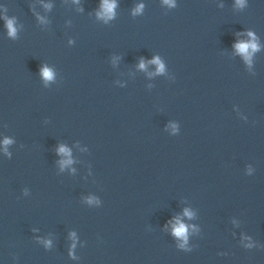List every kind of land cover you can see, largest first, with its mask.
<instances>
[{"label":"water","instance_id":"water-1","mask_svg":"<svg viewBox=\"0 0 264 264\" xmlns=\"http://www.w3.org/2000/svg\"><path fill=\"white\" fill-rule=\"evenodd\" d=\"M115 2L0 0V264H264V0Z\"/></svg>","mask_w":264,"mask_h":264},{"label":"clouds","instance_id":"clouds-1","mask_svg":"<svg viewBox=\"0 0 264 264\" xmlns=\"http://www.w3.org/2000/svg\"><path fill=\"white\" fill-rule=\"evenodd\" d=\"M164 3L167 4L169 7H174L172 0H164ZM236 4L238 7H243L244 0H236ZM45 7H49V6L45 5ZM116 7L117 5H116L115 0H101L100 11L97 13L98 18L105 20V22H107V20H111L115 16ZM142 9H143V4L138 5L135 11L133 12V15L138 14ZM6 27L8 29L9 36H15V28L13 27V22L8 21ZM247 36L249 37L247 41H239L238 43L234 45V48L238 54L243 56L246 62L250 63L252 55L259 50V44L257 43L256 37L253 33L249 32L247 33ZM151 63H155L156 65H158V69H157L158 72H163L164 66L160 62L159 58H155L153 61H151ZM144 66L145 65L143 62H141V64L139 65L141 69H143ZM41 73L45 81H49L53 78V73L46 67L41 70ZM11 143H12V140L8 138H4L2 141V146H3L4 152L6 155L8 154L7 146L10 145ZM58 153L63 156H68V157H70L71 155L70 150L64 146H60L58 148ZM61 163L63 167L64 164H71L72 161L68 159L66 161H62ZM184 215L188 216L189 218L192 217V213L189 212L188 210H185ZM193 231H195L194 228H193ZM172 235L178 238L179 240L183 241V243L180 244V247L184 248L188 240V228L184 224L180 223L179 219H177L174 222ZM72 239L73 241L75 240L74 233L72 234ZM46 243L50 244V241ZM247 247L250 248L251 244L247 245ZM72 248L73 249L75 248V243L72 244ZM69 255L70 256L72 255L71 250L69 252Z\"/></svg>","mask_w":264,"mask_h":264}]
</instances>
